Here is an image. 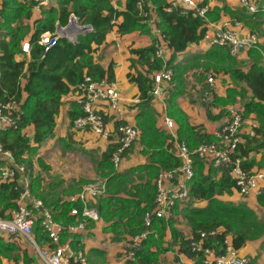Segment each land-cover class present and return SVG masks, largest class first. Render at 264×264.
<instances>
[{
	"label": "trees",
	"instance_id": "obj_1",
	"mask_svg": "<svg viewBox=\"0 0 264 264\" xmlns=\"http://www.w3.org/2000/svg\"><path fill=\"white\" fill-rule=\"evenodd\" d=\"M167 1L150 0L154 8V24L168 43L166 59L155 56L154 40L149 47L131 51L140 58L147 71L139 73L138 77L128 75L129 80L140 92L139 103L136 104L139 114L135 128L140 133L138 143L143 146L142 153L147 156L148 163L118 173L110 160L117 146L114 143L109 144L97 165L104 180L105 192L103 196H98L94 203L89 204L98 210L101 218H109L113 222L109 230L116 232L123 226L128 233L131 238L129 251H133L134 256L133 259L125 260V264H159L161 256L165 253L161 242L168 232L171 238L170 246L176 247L178 254L186 256L196 264H204L202 251H197L194 247L199 242L203 247H211L215 242L222 244L226 238H230L233 246L239 250L246 242L259 240L264 235L263 222L245 203L234 204L216 200L218 196L231 194V189L235 188L230 168L207 165L208 170L205 171L206 164L196 159L194 177L189 183V199L176 202L171 210L175 212L180 208V213L177 210L175 215H181L188 233L184 234L176 229V218L159 219L152 215V233L139 247L132 249L133 237L147 229L144 215L152 214L155 207V188L151 184L152 180L160 172L170 171L180 164L169 151V133L157 127L158 121L152 110V97L149 93L152 84L148 78L149 73L159 71L163 66L172 69L174 75L171 84L173 83L174 87L171 86L168 90L169 114L173 119L174 128L176 126L177 136L185 140L190 150L201 144L214 142L200 128L191 125L186 113L176 103V97L182 94L187 72L194 68H200L202 71L212 68L215 74L221 73L229 76L234 83H243L249 90L250 97L242 116L246 118L253 114L258 127L251 135L243 136L244 144L238 147L237 155L244 159L250 152L264 150V67L260 63L259 53L256 50L248 52L250 62L246 69H243L244 63L232 57L227 48L219 46H213L204 55L194 56L190 64L177 63V57L185 52L189 45L202 42L207 27L206 21L197 14V10L177 7L171 12H166ZM208 1L203 0L197 7L200 9L206 6ZM249 1L253 4L252 0ZM48 4L39 7L41 18L33 21L35 30L29 35V26L23 22L33 18V10L38 6V2L0 0V104L13 100L19 107L16 113L11 114L14 124L0 131V148L2 152H9L15 164L29 173L33 172V159L40 146L54 135L62 97L73 93L85 76L95 82L104 78L108 81L114 80L112 65L105 70L94 59V53L103 44L107 34L115 25L117 33L121 36L134 31L149 33L148 24L136 9V0H124L123 9L115 8L111 0H56V4ZM262 9L264 8L260 7L257 13L250 14L245 8L224 5L221 9L214 7L212 11H208L206 18L209 21H218L223 11L231 20L242 22L251 33L259 34L264 31ZM71 15L75 16L81 25H89L92 31L78 35L74 43L58 38L54 46L44 51L43 47L38 45L40 35L45 32L54 34L57 25L66 26ZM119 19L121 22L117 23ZM27 37L30 60L15 61L14 56L23 53L21 45ZM201 79L204 80L202 74L199 76L200 82ZM215 100L208 105H215ZM78 107L77 112L75 110L70 113L72 118L82 115V109ZM209 110L207 113L210 117ZM115 123V129L126 124L117 120ZM30 126L33 127V134L27 137L24 131ZM132 147L123 158L130 153ZM36 160L41 168L47 169L40 158ZM242 168L250 172V167L246 168L244 162ZM39 183L40 178L33 179L32 184L35 187ZM82 184L87 183L79 181L71 189L75 191L79 189L77 185L80 187ZM21 193L22 190L14 180L0 184V217L10 218V215H5L4 212L16 208L14 201ZM199 202L207 204L202 208L195 206ZM258 202L264 206V192L258 196ZM54 207L60 210L59 220L64 226L76 222V218L70 214L73 208L79 212L82 209L78 202H64L60 205L56 201ZM219 228H223L221 233L218 232ZM36 231L38 232V228ZM213 231L216 235L210 236ZM66 233L64 230L63 236ZM202 233L207 236L201 238ZM41 236L46 238L44 233ZM74 242L77 244L74 250L81 251L78 246L79 239ZM261 245H264V240ZM14 249L15 247L9 244L0 245V253H9Z\"/></svg>",
	"mask_w": 264,
	"mask_h": 264
},
{
	"label": "built area",
	"instance_id": "obj_2",
	"mask_svg": "<svg viewBox=\"0 0 264 264\" xmlns=\"http://www.w3.org/2000/svg\"><path fill=\"white\" fill-rule=\"evenodd\" d=\"M23 1V0H19ZM40 6L47 5L49 0H34ZM242 8H245L248 13L254 14L259 9L250 3L249 0H239ZM194 0H169L165 7L166 12H171L177 7L185 10H197V14L206 21L208 28L206 29L202 42L207 47L219 46L228 49L231 56H237L241 51L256 50L260 55V63L264 67V45L261 44L260 38L257 34L249 33L241 35L233 28V23L229 21L209 22L206 14L209 11L207 6L200 9L197 7ZM147 8V9H145ZM136 9L139 15L143 18L145 23L154 24V8L149 0H136ZM264 10V9H262ZM68 24L73 25V32H71L69 42L74 43L78 35L86 34L92 31L89 25H81L79 20L71 15ZM235 25V24H234ZM236 25H240L236 22ZM61 28V27H60ZM63 27L62 29H64ZM155 34V56L162 60L167 56V40L158 28L153 30ZM60 38L55 32H45L40 35L38 45L47 51L54 46ZM21 51L25 54L30 53V45L25 41L21 45ZM172 69L163 66L159 71L151 73V88L150 95L154 97H161L163 95L161 85L163 83L169 84L172 82ZM214 83L213 74L206 73V88L203 94V102H211L214 97ZM72 100L81 107L82 115L76 117L72 121L74 129L89 130L96 135L105 139L111 140L117 146L116 151L111 155V163L117 168L123 159V155L138 142L139 131L128 124L119 125L114 131L107 129L103 116L96 110L95 103L98 101H105L117 121H120L121 98L118 87L115 82L108 81L106 78L101 81H92L85 76L83 81L79 83L74 92L70 93ZM133 104L139 103V99L132 100ZM18 104L11 100L3 105L0 104V131L6 127L12 126L14 121L11 114L18 111ZM228 120L224 123L219 131L218 141L209 144H201L195 149L190 150L185 142L176 143L174 150L175 158L180 162L177 168L170 171H162L158 174L154 181L155 187V207L151 213L144 215V224L147 228L145 231L137 234L132 239V249L141 245V243L148 238L152 233L151 220L152 215L156 218L162 219L167 216L176 202H182L189 199V183L194 177L195 160H199L207 165L213 167H229L230 175L234 181L235 190L243 197L250 195L260 196L264 192V172L257 171L250 173L242 168V158L237 155L238 147L243 143V135L241 129L245 123L240 110L235 106H229ZM119 117V118H118ZM163 124L169 134H173L174 123L171 118L164 116ZM250 127L249 134H252L256 128L253 122H247ZM0 152L3 156L12 159L9 152ZM14 163V161H13ZM20 166L8 165L0 166V181H12L18 171H22ZM105 192L104 180H98L93 185H86L81 192L75 196H69L65 199L69 203H80L82 209L79 212L76 208L70 211L71 216L76 218L74 224L64 226L55 221L49 209L44 203L35 198H30L26 191L20 194L16 201V208L11 212L10 218L0 217V235L9 237L18 236L30 243L35 251V264H86V259L81 251L73 250L67 244H61V234L66 230L68 233H78L86 229L90 222L99 220V213L94 207L89 204L95 202L98 196H103ZM38 224L42 232L47 238L45 247L35 244L33 240L34 224ZM218 233V232H217ZM216 232H211L210 236H215ZM205 233L201 234V238H205ZM195 249L202 251L204 256V264H248L246 257L239 253L231 243L230 238H226L219 248L215 246L203 247L202 243L196 244ZM134 252L129 251L124 260L133 259ZM189 264H196L190 261Z\"/></svg>",
	"mask_w": 264,
	"mask_h": 264
},
{
	"label": "crops",
	"instance_id": "obj_3",
	"mask_svg": "<svg viewBox=\"0 0 264 264\" xmlns=\"http://www.w3.org/2000/svg\"><path fill=\"white\" fill-rule=\"evenodd\" d=\"M194 1L197 3V5H199L200 3H202L203 0H194ZM50 2L56 4V0H50L49 4ZM252 2L253 5H255L258 9L260 7L264 8V0H252ZM111 3L115 8L118 9H123L125 6L124 0H111ZM205 5L208 7L209 12L212 11L214 7L221 9L222 6L224 5L231 8L241 7L239 4V0H209L208 3ZM40 15H41L40 9L35 7L33 10V18H31V20H24L23 23L29 26V30H30L29 35H31L35 30V26H33V21L41 18ZM222 21H229L233 23V28L236 29L241 35H247L251 33L250 29L245 27L242 24V22H239L237 20H231L227 15H224L223 11H221V16L218 21H209V22L218 23ZM120 22L121 19L117 21V23ZM236 22H239L240 25L237 26ZM58 27L63 28L62 26L57 25L56 33ZM206 27L208 28L207 24ZM148 28H149V33L134 31L129 34H125L121 36L117 33V25H115L112 31L109 34H107L103 44L94 53L95 61L99 63L105 70L108 68L109 65H112L113 73H114L113 82L116 83L121 98L120 104L122 111L120 114V118L119 117L118 118L120 119V121L128 125H131L133 127L137 126L139 110H138V106L132 103V100L135 98L139 99L140 92L138 91L137 86L132 81L129 80L128 75H131L132 77H138L139 73H144L147 71V67L144 66L140 58L133 55L131 51L149 47L151 43L155 40L156 37L153 30L156 28V26L152 24H148ZM257 35L260 38L261 44L264 45V31L260 32ZM28 39L29 38L27 37L26 40L24 41H27ZM210 48L212 47H207L203 42L199 43L198 45L196 44L189 45L186 51L177 57V63H180L181 65L190 64L194 56L198 54L204 55ZM248 52L249 51H241L237 56H232L235 57L240 62L244 63L243 69H246V67L248 66V62H250ZM14 59L15 61H22V60L29 61L30 54L18 53L14 56ZM194 69H198V68H194ZM198 70L200 71V73L197 75L198 77L197 81H199V76L202 74V76H204V80L202 81L203 79L202 78L201 79L202 82L200 81L199 82L201 83V87H203L204 86L203 83L205 84L207 72L205 70L202 71L200 68ZM151 73L148 74V78L150 80H151ZM223 78L225 79V85H226L225 87L222 86L221 82H219L218 79L215 80L213 101L216 99L215 100L216 102L215 105H211V108L208 111L210 113V117L208 116L207 110L203 112L204 115H206L208 118V120H206V118L203 117L206 120V123H202L201 121H198L200 119L197 115L198 113V111L196 110L197 107L188 104V100L186 101V99L183 96L185 91L184 89H182V94L176 97L177 105L186 113L191 125L200 128L203 133H206L208 136H210L212 138V142L217 141L218 139L217 134L221 129L220 125L221 123L226 122L225 120L228 117L227 108L229 106H235L240 110L241 114H244V110H245L244 106L248 102L250 97V92L243 83L241 82L234 83L231 80V78L227 75H223ZM21 83H22L21 85H23L24 81H22ZM171 86L174 87V84L163 83L161 85L163 95L161 97H154L151 95L152 110L153 112H155V116L158 121L157 127H159L162 130H166L163 124V117L167 116L171 118L167 104V99L169 97L168 90ZM71 95L72 94L69 93L62 97L59 112L56 116V126L54 129V135L49 139L53 140L58 136L60 137L62 142H66V147L72 146V142L74 144H77L79 147L84 146L85 147L84 151L86 152H88L89 150L95 151L97 153L96 158L98 162H100L103 152H105L107 146L112 142L111 140L100 137L89 130L73 128L72 121L78 115L72 118L70 113L74 112L76 108L78 109L79 107L72 100ZM23 96L25 95L23 94ZM218 102H221L222 104L218 105ZM95 107L97 112L103 116L107 129H109L110 131H114L116 124L114 119H116V116L114 115L108 104L105 101H98L95 103ZM243 119L245 123L243 124L241 129L243 133V135H241L242 138L243 136L251 135L249 134L250 127L249 125H247V122L249 123L254 122L256 124V128L258 127V122L255 120L253 114H250L248 117ZM171 120L173 121L172 118ZM212 124H214V126L211 129H208V125H212ZM24 132L27 137H31L33 134V127L32 126L28 127ZM172 133H173L172 135L169 134L170 137L167 140V144L169 145V151L174 156L176 143L185 142V140H181L177 136L176 126L175 128H173ZM44 143H42V145ZM243 144L244 141L241 145ZM42 145L40 146L36 156L33 159V164H34L33 172L32 173L26 172L24 170L25 168L22 167L23 170L18 171L16 173L17 176H15L16 178H14L13 180L17 184V187H19L22 190V192L26 191L27 195H29L30 198L41 200L44 203L45 207L50 210L53 219L59 223H62L59 220L60 210H56V208L54 207V203L58 201V203L61 205L64 202H66L65 199L68 196L59 197L58 195H61V192L55 191L56 189L55 185L45 188V180L40 175H38L37 168L40 166L36 159L40 158L42 162L45 164L44 160L42 159V156L40 155ZM143 149L144 148L141 144H139L138 142L135 143L130 153H128L127 156L123 158V160L120 162L119 166L116 168V171L118 173H122L131 167L148 163L147 156L143 155L142 153ZM13 161L14 159L13 160L9 159L3 156L2 153L0 152V163L2 165L15 166V161L14 163ZM98 162L96 163L97 165ZM243 162L246 168L250 167L251 173L257 171L264 172V150L263 151L261 150L259 152L253 151L248 153L247 158L244 159L242 158V163ZM251 162L254 163L253 165L249 166ZM207 170L208 167L205 166V171ZM218 176L219 175H217L216 178H218ZM37 177L41 179V183H39L38 185L39 187L38 186L35 187V185L32 184L33 179ZM100 178L102 177L100 176ZM80 181L86 182L87 179H82ZM154 181L155 178L151 182L153 186H154ZM1 183L3 182L0 181V184ZM17 200L18 199L14 201L15 206ZM216 200L220 202H231L234 204L245 203L251 210L254 211L257 217H258V213L264 212V206L259 204L257 196L250 195L247 197H243L234 188L231 189V194H224L218 196L216 197ZM206 204H207L206 202H199L195 204V206L202 208L205 207ZM171 210L167 214V216L162 219H168L169 217H172L173 219L176 218L175 221L176 229L180 230L184 234H187L188 228L186 226H184L186 230H182L181 228H178L179 226L177 224V219L179 218L182 219V217L179 214L176 216L175 213H177V210L180 213L181 211L180 208L178 207V209L175 212L174 210L173 212ZM12 211L13 209L6 210L4 214L11 216ZM99 217L100 218L98 221L90 222L89 225L86 227V229L81 232L74 234L67 232L66 234H64V236H63L64 233L63 232L61 234V239H60L61 244H67L74 250L75 246L77 245L74 241L79 239L78 246L81 247L80 250L85 256L86 264H125L126 261L124 260V257L130 250L129 243L131 241V238L128 236V233L125 231L123 226H121L116 232H114L112 229L109 230V227L110 225L113 224V222L109 218L104 220L103 218H101L100 215ZM258 219L262 221L264 224V219L260 217H258ZM37 228H38V232L36 231ZM32 230H33V240L35 244L41 247H45V243H47V240L45 237L41 236L43 232L37 223L33 225ZM222 231L223 228L218 229L219 233H221ZM263 240H264V235L259 240L246 242L245 246L239 249V253L249 260L248 264H264V259L256 258L259 253L258 250ZM170 242H171V238L169 232L165 233L161 242V247L163 248V250H165V253L161 256L159 264H162V262L168 258H170L172 264H189L190 260L186 256L178 254L177 248L174 246H170ZM3 244H9L10 246H14L15 249L14 251H11L9 253L7 251H4V253H0V264H35L36 256L33 246L30 243H27L21 237L18 236L9 237L5 235H0V245ZM220 245H221L220 242H215L212 244V247L215 246L219 248ZM25 258L27 259L25 260ZM118 260L119 262H117ZM253 260L255 261L253 262Z\"/></svg>",
	"mask_w": 264,
	"mask_h": 264
},
{
	"label": "rangeland",
	"instance_id": "obj_4",
	"mask_svg": "<svg viewBox=\"0 0 264 264\" xmlns=\"http://www.w3.org/2000/svg\"><path fill=\"white\" fill-rule=\"evenodd\" d=\"M205 71L213 74L214 80L218 79L223 87L226 86L225 79L223 78V75H221V73L215 74L212 68ZM199 73L200 71L198 69H193L187 72L186 80H184L183 89L185 91L183 96L186 101L188 100V104L197 107V115L200 119L198 121L206 123V120H208V118L206 115H204L203 112L211 108V105L208 104H211L213 100L209 103L202 101L206 84L203 83L204 86L201 87V83L197 81V75ZM219 104L222 103L218 102V105ZM203 117H205L206 120ZM228 118L229 116L225 121H227ZM223 123H221V125ZM221 125L220 128H222ZM213 126L214 124L208 125V129H211ZM84 150V146L79 147L73 142L72 146L66 147V142H62V140L58 136L53 140L48 139L42 145L40 153L48 169L44 170L40 167L37 168L38 175H40L45 180V188L55 185V191L61 192V195H58L59 197H69L79 194L84 186L93 185L94 182L101 180L102 178H100L101 175L96 164L98 162L96 158L97 153L92 150H89L88 152ZM80 178L87 179V184H82L80 187H78L77 185V188L79 189L74 191L73 189H71V187L76 186V183L82 180ZM258 217L264 219V212L258 213ZM177 224L179 226L178 228L186 230V228L184 227L185 225L183 219H177ZM258 251L259 253L256 258L264 259V245H261ZM117 262H119V260ZM162 264H172V262L170 258H168L165 259Z\"/></svg>",
	"mask_w": 264,
	"mask_h": 264
},
{
	"label": "water",
	"instance_id": "obj_5",
	"mask_svg": "<svg viewBox=\"0 0 264 264\" xmlns=\"http://www.w3.org/2000/svg\"><path fill=\"white\" fill-rule=\"evenodd\" d=\"M73 25L68 24L64 29L58 27L57 33L63 39L70 40L71 32H73Z\"/></svg>",
	"mask_w": 264,
	"mask_h": 264
}]
</instances>
